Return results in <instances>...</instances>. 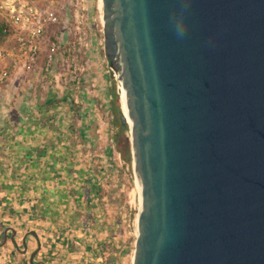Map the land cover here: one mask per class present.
<instances>
[{
  "label": "water",
  "instance_id": "95a60500",
  "mask_svg": "<svg viewBox=\"0 0 264 264\" xmlns=\"http://www.w3.org/2000/svg\"><path fill=\"white\" fill-rule=\"evenodd\" d=\"M101 1L141 198L132 264H264V0ZM15 236L0 246L26 252Z\"/></svg>",
  "mask_w": 264,
  "mask_h": 264
},
{
  "label": "rangeland",
  "instance_id": "374dc122",
  "mask_svg": "<svg viewBox=\"0 0 264 264\" xmlns=\"http://www.w3.org/2000/svg\"><path fill=\"white\" fill-rule=\"evenodd\" d=\"M100 10H102L100 0H89V11L83 18L82 22L84 35L83 43L82 46L78 45L75 50L77 64L72 60L69 61L68 63L72 64V66L68 69V66L56 62L57 65L55 64L56 66H54L50 73H41L40 76H38L37 81L35 82L36 94L33 96L36 98L34 102L38 103L41 110H35L28 113V117L33 120H38L40 118L39 120L44 123V119L48 120L49 122L44 124L45 132L47 131L48 134L56 136V138L59 137L60 132L63 135L60 136L64 138V134L67 133L69 128L67 126L68 124L65 125L64 121L66 118L72 117L73 130L71 134L73 135V145L70 148L74 155L67 158L64 157V161L61 160L62 163L59 165L62 166L63 173L59 174L63 176L65 181H68L71 184L75 181V186L77 187L82 184V180L87 178V176L96 174L97 171L101 170L102 172L99 173V182L97 185L100 189H104L106 192L101 199H94L95 209L93 207L88 208L91 212L90 219L92 224L90 245L92 244L93 253L92 256L89 254L90 258H92L91 264H132L141 198L133 170L130 130L129 127L125 130L120 129V116L113 110V108H116L118 102L115 94L119 95L121 111H123V107L118 83L113 72L109 68L104 55L102 20L100 19L102 12L100 13ZM90 40L93 41L91 42ZM91 46H93L95 50L91 49ZM96 48H98L99 51L101 50V54L99 55H101L104 60V77H102V75L99 76L100 74L97 75L96 73ZM39 70H41V64ZM55 72L59 73L58 77L54 76ZM93 84L99 86L98 88L100 89L105 87V93H108V96H104L105 100L112 95L111 100H99L97 102V100L95 101L96 97H94L95 93L91 91V96L85 102L86 105L84 106V89L86 88L85 91L87 88L91 89L94 86ZM15 85L16 84L14 83L13 87H15ZM81 96L83 97V103L79 102L80 99H82ZM64 97H67V100H64ZM49 99L53 100L55 103L61 101V104L58 107H53L49 110ZM72 100L77 111L69 110L68 104L72 103ZM93 100L94 102H92ZM16 101L17 97L15 93L11 96H9V93H3V95H0V132L6 129V125L3 121L4 118L7 117L6 115H9L10 120H12L11 123H13L10 129H16L17 115L20 114L16 109V106L18 105V103L16 105ZM94 103L97 108L93 106ZM88 107L90 110L87 111L89 114L88 121L86 122L88 123L87 127H89L90 124V134L97 132V130L99 133H103L100 143L105 149L104 151H96V147L92 149L89 146L95 145L91 144V142H88L87 144L85 141L81 140L79 136L80 133L78 128L80 127L79 121L81 120V113L85 108L88 109ZM54 114L56 116H53ZM69 120L70 119H67V121ZM60 122L63 123L59 125ZM74 169L81 170L83 173H70V170ZM76 187H72L74 188L73 190H76ZM85 202L86 201L83 203ZM54 205L53 209L56 213L54 214L52 225L54 228L53 235H57L61 231L56 229L58 226L70 230L69 221L75 214L73 215V213L64 212L62 214L65 215V218H57L58 214L61 215L65 206H63L64 204L62 203H55ZM22 206L14 205L11 209L15 211ZM75 206L76 203L71 201L68 209L71 207V209L75 210ZM82 207L84 210L86 205L82 204L78 207V210ZM11 209H8L7 211V217L10 218L8 220L9 225L11 226L14 224L20 227L16 219L13 218H16V213H11ZM30 209H32L31 206ZM79 212L81 213V211ZM31 213L32 211L30 210V212L25 214L24 218H21L20 220L26 221L22 232L27 230V237L31 238L33 242L34 239L31 231L36 230V228H32L33 217ZM81 217L78 216V221L76 222L77 226H74L73 228L74 232L77 233V236L81 239L79 245L77 243L75 245L79 253L84 250L83 246L85 245V243L82 242L84 239V236L82 235V219H84V217L82 219ZM97 218L98 220H96ZM0 227H2V229L6 228L4 226ZM9 232H11L10 229L8 230V237ZM2 240L3 230L0 233V242ZM10 243L11 240L8 238L3 246L11 248L10 250H12L11 254L13 253V256L20 258L26 254L27 251L21 252L16 244L12 242L13 245L11 246ZM17 243L20 248H23L21 236L20 239L17 240ZM3 246H0V248H4ZM32 246H34V243H32ZM125 248L128 249L127 252H124ZM40 252L41 251L39 250V253ZM113 252L116 253L115 256L117 257L115 262L110 263ZM66 259V257L59 254L54 256L53 261L54 264H66ZM44 261L46 264H50L49 257L47 259L45 257ZM19 262L21 261L19 260Z\"/></svg>",
  "mask_w": 264,
  "mask_h": 264
},
{
  "label": "crops",
  "instance_id": "0c3cea01",
  "mask_svg": "<svg viewBox=\"0 0 264 264\" xmlns=\"http://www.w3.org/2000/svg\"><path fill=\"white\" fill-rule=\"evenodd\" d=\"M91 49H94V47L91 46ZM99 54H101V50L99 51V49L96 48V73L104 77V60ZM41 73L43 74V72L38 69L35 72L27 74L18 71L12 75L4 89V93H9V96L14 95V93L16 94V105L18 103L16 109L20 114L17 115L15 130L10 129L13 123H11L12 120H10L9 115H6L7 117L3 120L6 129L0 132V226H4L5 224L8 225L4 229L0 227V233L3 230L4 234L5 229L10 226L8 221L10 218L7 217L8 209H11L14 205H23L15 211L11 209V213H16V218H13L16 219L20 227L14 224L10 227L16 229V239H20L21 236L22 241V237L28 233L26 232L27 230L22 232L26 221H21L20 219L24 218L25 214H28L31 210V215L33 217L32 228H36L37 231H34H36L38 237L32 234L34 239L33 242L31 238L27 237V255L25 254L20 258L13 256V253L11 254L12 250H10L11 248L8 246H3L4 248L2 249L0 248V264H31V253L38 247L39 242L41 243V252H38V256H35L34 261L44 262L45 257L47 259L48 256L60 253L71 260L70 264H91L92 258H90L89 254L92 256L93 247L91 246L92 244L90 245V237L92 236V224L88 216L91 215L90 209L86 206L84 210L83 207L78 210V207L82 204L87 205V202L83 203L85 201V199H83L84 195H81V197L80 194L73 196L74 188L72 187H76L75 181L71 184L65 181L61 174H58L63 173V168L59 165L62 163L61 160L64 161V157L67 158L74 155L70 148L73 145V135L71 134L73 130L72 117H68L64 121L65 125L68 124L67 126L69 127L67 133L64 134V138L60 136L62 135L61 132L58 138L48 134L47 131L45 132L44 124L39 120L40 118L38 120H33L28 117V113L41 110L38 103L34 102L36 98L33 96L36 94L35 82ZM54 76L58 77L59 73L55 72ZM14 83L16 84L15 87H13ZM93 85L91 89L87 88L86 91V88L84 89V103L82 96V99L79 101L80 103H83L84 106L86 105L85 102L91 96V91L95 93L94 97H96L95 101L97 100V102L99 100H111L112 95L105 100L104 96H108V93H105V87L100 89L96 84ZM92 102H94V100ZM95 105L94 103L93 106L97 108ZM88 110H90L89 107L88 109L85 108L81 113V120L79 121L80 127L78 128L80 133L79 136L81 140L85 141L87 144L91 142V144L95 145L89 146L92 149L96 147V151H104L105 149L100 143L103 133H99L97 130V132L90 134V124L89 127H87ZM67 119L70 120L67 121ZM62 123L60 122L59 125ZM75 172L83 173L81 170H70V173ZM82 187L83 184H80V186H77L75 189ZM71 201L76 203L75 210L71 209V207L68 209ZM55 203H62L64 204L63 206H65V209L62 210L61 215L58 214L57 218H65V215L62 214L64 212L75 214L69 221L70 230L58 226L56 229L61 231L57 235H53L54 228L52 225L54 214L56 213L53 209ZM30 206L32 209H30ZM79 211H81V213ZM78 216H83L85 219L81 217L82 229L84 230H82V235L84 236L85 245L83 246L84 250L80 253L75 245L80 242L81 239L73 229L74 226H77L76 222L78 221ZM96 220H98V218ZM10 234L11 232H9V236ZM32 243H34V246H32ZM10 244L11 246L13 245L12 241ZM19 260L21 262H19Z\"/></svg>",
  "mask_w": 264,
  "mask_h": 264
},
{
  "label": "built area",
  "instance_id": "2783aa9c",
  "mask_svg": "<svg viewBox=\"0 0 264 264\" xmlns=\"http://www.w3.org/2000/svg\"><path fill=\"white\" fill-rule=\"evenodd\" d=\"M88 11L89 0H0V15L16 29L0 45V95L18 71L32 73L41 64V72L48 74L56 62L68 69L69 61L77 64L75 50L82 46Z\"/></svg>",
  "mask_w": 264,
  "mask_h": 264
},
{
  "label": "trees",
  "instance_id": "16d2710c",
  "mask_svg": "<svg viewBox=\"0 0 264 264\" xmlns=\"http://www.w3.org/2000/svg\"><path fill=\"white\" fill-rule=\"evenodd\" d=\"M15 32H16L15 27L4 16L0 15V45L5 44L8 41L9 37L14 35ZM115 96H116V99L118 100V102L116 104V108H113V110L116 111L117 114H119V116H120L121 115V106H120V101H119L120 99H119L118 94H115ZM66 98L64 97L63 99L67 100ZM60 104H61V101L58 103H55L53 100L49 99V101H48L49 110L53 107H58ZM68 106H69L70 110L77 111L73 100H72V103L68 104ZM53 116H56V115L54 114ZM44 121H45V123L49 122L46 119H44ZM42 123L45 124L44 122H42ZM119 126H120L121 130L127 129V127L122 125L121 121H119ZM100 172H102V171L100 170V171H97L96 174H91V175L87 176V178H85L81 182L83 184V187L74 190V193L72 194L73 196L80 194V197H81V195H84L83 199H85V201L87 202V205H86L87 208H92V207L94 208V199H101L106 194L105 190L100 189V187L97 185L99 182L98 176H99ZM88 216L91 217L90 215H88ZM4 227H6V224L4 225ZM15 239H16V236H15ZM16 241H17V239H16ZM82 242H84V239L82 240ZM77 244L79 245V242ZM127 251H128V249L125 248L124 252H127ZM59 254L48 256L50 264H54L53 258H54V256L59 255ZM112 255L113 256L111 257L110 263L115 262L116 257H117V256H115L116 255L115 252H113ZM37 256H38V253H37ZM65 262H66V264H70V259H66Z\"/></svg>",
  "mask_w": 264,
  "mask_h": 264
},
{
  "label": "bare ground",
  "instance_id": "6f19581e",
  "mask_svg": "<svg viewBox=\"0 0 264 264\" xmlns=\"http://www.w3.org/2000/svg\"><path fill=\"white\" fill-rule=\"evenodd\" d=\"M101 4H102V1L100 0V6H101ZM121 101H122L123 112L128 119V123L130 124V119L128 117L127 109H126V105H125V98H124V94L122 92H121Z\"/></svg>",
  "mask_w": 264,
  "mask_h": 264
}]
</instances>
